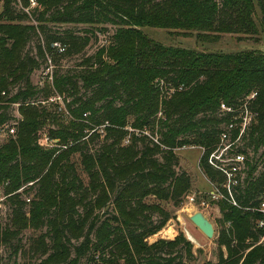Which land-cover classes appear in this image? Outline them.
Instances as JSON below:
<instances>
[{"label": "trees", "instance_id": "trees-1", "mask_svg": "<svg viewBox=\"0 0 264 264\" xmlns=\"http://www.w3.org/2000/svg\"><path fill=\"white\" fill-rule=\"evenodd\" d=\"M65 24L89 27L78 33ZM109 25L107 43L74 67L61 65ZM143 27L195 32L197 42L259 36L264 0H0V126L15 128L0 143V186L12 207L0 242L45 228L29 247L41 256L35 264H190L201 250L183 231L148 238L173 217L162 203L179 207L191 191L177 150L199 145L202 172L224 194L218 260L206 264H264V51L168 46ZM43 66L53 89L32 82ZM52 93L67 101L66 115L51 108ZM225 145L245 156L230 190L209 161ZM24 192L33 193L28 209Z\"/></svg>", "mask_w": 264, "mask_h": 264}, {"label": "rangeland", "instance_id": "rangeland-1", "mask_svg": "<svg viewBox=\"0 0 264 264\" xmlns=\"http://www.w3.org/2000/svg\"><path fill=\"white\" fill-rule=\"evenodd\" d=\"M62 28L72 27L78 33H85L84 29L89 27L84 24H65L61 26ZM108 31H103L98 36H94L92 34L91 41L87 47V50L83 54H79L77 56H66L61 60V65L65 68L74 67L76 64L80 63L83 60L84 54H93L99 47V44L107 43L111 39V35L115 30L114 26L109 25ZM144 32L153 38L154 40L161 42L168 46H183L187 48L196 49L199 51H218V52H238L240 50H263L264 51V34H259V36H249V37H241L237 34L225 33L220 36V38L216 42H197L194 34L195 32H191L189 35H183L181 30L177 29H166V28H155V27H143ZM36 38L33 39L27 47V50L35 53L36 51ZM51 74V71L48 67H41L36 70L32 75V82L34 84H38L40 86L47 85L48 87L53 89L52 85V77L48 75ZM56 94L52 93V97H55L56 102H52L51 108L53 110H57L59 113H65L66 115V104L67 101L63 99V97H56ZM70 99V98H69ZM13 115L19 117V113L17 111V106L12 108ZM68 116V115H67ZM64 120L68 121V117L63 116ZM14 123V120L9 122ZM47 129H45L46 131ZM12 132L10 131V127H2L0 126V143H4L8 141ZM48 133L44 132L41 134V143L46 146L51 145V141L48 140ZM58 140L56 139L55 142ZM101 143L96 144L97 148ZM264 150L262 147L259 150L258 155ZM201 151H203L202 146H185L177 150V153L180 157L181 167L185 170H188L190 174H192L191 178H193V187L189 195L185 198L182 205L179 207H175L171 202H163L162 204L172 213V218L167 223V225L157 233V235H152L148 238L150 243L156 241L159 238L173 239L176 237L180 231H183L186 237H196L198 238V242H194L195 249H200L201 252L198 255L197 260L193 261L190 264H206V263H215L218 260L219 254V246L217 243V230L220 228V219L222 217L221 213V200L216 199L213 200L210 198V192L216 188L214 184L209 182L208 178L202 172L199 166V158ZM223 153V150L220 154ZM251 155H255L253 151L250 150ZM224 158L227 162H232V156L229 153H223ZM257 155V156H258ZM231 157V158H229ZM72 160L76 164L78 173L80 177L83 179L85 183L89 182V178L87 172L84 170L81 156L75 153L72 156ZM259 169H264V160L261 159L259 163ZM203 173V174H202ZM206 177V178H205ZM196 196L197 202L195 203V211L200 210L207 214L210 220L213 222L216 233L215 236L209 239L206 235L202 234L197 227L193 224L190 219L192 210L187 209V203H191L189 200V196ZM24 199H26L27 207L29 208V199L33 198V193H23ZM28 199V200H27ZM206 201V205H202V201ZM181 211V212H179ZM192 211V212H191ZM12 207L10 202L7 200V196L5 195V190L2 186H0V224L1 226H5L11 220ZM182 216V218H181ZM188 229V230H186ZM45 231L44 229H34L27 228L25 229L18 238L12 241L11 245H6L0 242V258L2 264H35L40 261L41 256L36 255L33 251H30L29 247L32 243V240L35 236H38L40 233ZM196 233V234H195ZM20 245L24 249V253L19 252L15 253V246ZM226 252L225 247L223 248ZM84 260L82 264H87Z\"/></svg>", "mask_w": 264, "mask_h": 264}, {"label": "built area", "instance_id": "built-area-1", "mask_svg": "<svg viewBox=\"0 0 264 264\" xmlns=\"http://www.w3.org/2000/svg\"><path fill=\"white\" fill-rule=\"evenodd\" d=\"M58 46L60 51H64L65 48L60 44V43H57V44H54V46ZM255 96V94L253 95ZM223 108H226L225 105H222ZM10 131L12 132V134L15 133V128L13 127H10ZM228 138V135L226 133H223L222 134V141L224 142L225 140H227ZM230 148V145H225L223 146L222 148H219L217 149L216 151H214L210 158H209V161L210 163L215 166L218 170H220L223 174L226 175L227 179H228V184L224 185L225 187L228 188V190H230V184H236L238 181L236 180V175L239 171V169L241 168L240 167V164L244 163L245 161V156L243 154H235L234 156H232V162L234 164H232L231 166H227L228 164L226 163V159L224 158V155H222L224 152L225 153H228V149ZM203 149V148H202ZM223 150V153L220 154V152ZM204 151V149H203ZM202 151V152H203ZM211 182V181H210ZM212 183V182H211ZM214 184V183H212ZM216 186L217 189H215L214 191L212 190L210 192V198L213 199V200H216V199H223L224 198V194L221 190V187L217 184H214ZM189 200L191 203H196L197 202V197L196 196H189ZM234 204H237L236 202H233ZM202 205H206V201L203 200ZM260 210L263 212L264 214V193H263V200H262V203H261V206H260ZM259 225L261 227H264V219L262 221H260Z\"/></svg>", "mask_w": 264, "mask_h": 264}, {"label": "water", "instance_id": "water-1", "mask_svg": "<svg viewBox=\"0 0 264 264\" xmlns=\"http://www.w3.org/2000/svg\"><path fill=\"white\" fill-rule=\"evenodd\" d=\"M190 219L209 239L215 236L216 228L205 212L197 210Z\"/></svg>", "mask_w": 264, "mask_h": 264}, {"label": "crops", "instance_id": "crops-1", "mask_svg": "<svg viewBox=\"0 0 264 264\" xmlns=\"http://www.w3.org/2000/svg\"><path fill=\"white\" fill-rule=\"evenodd\" d=\"M201 155H202V151H201L200 157H201ZM199 161H200V158H199ZM187 171H188V170H187ZM188 172H189V171H188ZM189 173H190V172H189ZM202 174H203V173H202ZM190 175L192 176V174H190ZM205 178H206V177H205ZM208 180H209V179H208ZM209 182H210V180H209ZM193 186H194V185H193V178H192V187H193ZM192 187H191V188H192ZM187 205H188V206H187V209H188V210H192L193 212H192V211H191V212L194 213V212H195V207H196L195 203H187ZM179 212H181V211H179ZM192 213H191V214H192ZM181 218H182V216H181ZM193 224H194V223H193ZM194 225H195V224H194ZM195 226H196V225H195ZM196 227H197V226H196ZM197 229H198L202 234H204V233H203L198 227H197ZM186 230H188V229H186ZM195 234H196V233H195ZM155 235H157V234H155ZM204 235H205V234H204ZM174 238H175V237H174ZM174 238H173V239H174ZM188 239L191 240L193 243L199 241L198 238H197V234H196V237H193V236H192V237H188ZM194 251L196 252L195 246H194ZM191 263H192V262H191Z\"/></svg>", "mask_w": 264, "mask_h": 264}]
</instances>
